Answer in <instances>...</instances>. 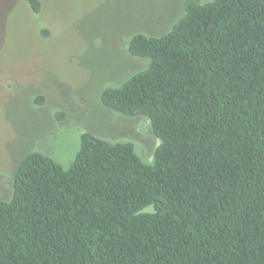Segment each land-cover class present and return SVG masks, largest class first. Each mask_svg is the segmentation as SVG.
Returning a JSON list of instances; mask_svg holds the SVG:
<instances>
[{
    "label": "trees",
    "instance_id": "1",
    "mask_svg": "<svg viewBox=\"0 0 264 264\" xmlns=\"http://www.w3.org/2000/svg\"><path fill=\"white\" fill-rule=\"evenodd\" d=\"M184 11L167 34L130 39L148 67L102 94L150 121L153 163L92 133L66 169L28 154L0 202V264H264V0Z\"/></svg>",
    "mask_w": 264,
    "mask_h": 264
},
{
    "label": "rangeland",
    "instance_id": "2",
    "mask_svg": "<svg viewBox=\"0 0 264 264\" xmlns=\"http://www.w3.org/2000/svg\"><path fill=\"white\" fill-rule=\"evenodd\" d=\"M185 2L43 0V13L34 15L22 0H0V202L11 200L25 156L41 152L69 168L83 133L132 142L153 163L160 140L150 121L105 108L102 94L148 67L128 53L130 39L167 34Z\"/></svg>",
    "mask_w": 264,
    "mask_h": 264
}]
</instances>
